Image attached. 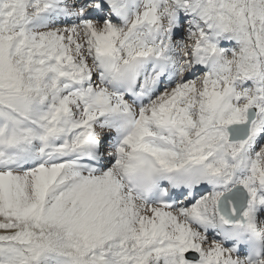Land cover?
<instances>
[{"label": "snow or ice", "instance_id": "1", "mask_svg": "<svg viewBox=\"0 0 264 264\" xmlns=\"http://www.w3.org/2000/svg\"><path fill=\"white\" fill-rule=\"evenodd\" d=\"M0 264H264V0H0Z\"/></svg>", "mask_w": 264, "mask_h": 264}]
</instances>
